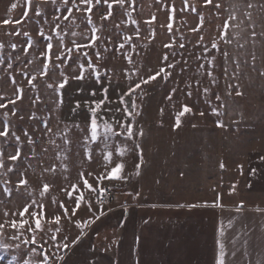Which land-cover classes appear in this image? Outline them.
<instances>
[{
  "label": "rangeland",
  "instance_id": "obj_1",
  "mask_svg": "<svg viewBox=\"0 0 264 264\" xmlns=\"http://www.w3.org/2000/svg\"><path fill=\"white\" fill-rule=\"evenodd\" d=\"M222 6L223 0H0V131L8 130L7 137L0 136V264L13 258L16 264H58L65 245L98 223L100 189L115 190L103 205L110 207L128 188L136 171L137 125L122 113L119 121L98 126L93 140L91 125L82 122L92 108L113 109L107 102L104 107L89 102L94 95L87 87L96 83L97 73L98 89L108 84L113 90L135 89L134 120L141 111L151 113L145 116L151 121L205 120L179 113L185 106L189 113H207L205 94L225 57ZM5 19L12 23L4 24ZM161 68L170 73L167 79L161 73L135 88ZM108 116L104 112L102 120L109 122ZM95 119L101 122L98 114ZM17 151L19 158L12 160ZM121 163V179H99ZM84 179L95 191L84 186ZM80 195L84 201L77 205Z\"/></svg>",
  "mask_w": 264,
  "mask_h": 264
},
{
  "label": "crops",
  "instance_id": "obj_2",
  "mask_svg": "<svg viewBox=\"0 0 264 264\" xmlns=\"http://www.w3.org/2000/svg\"><path fill=\"white\" fill-rule=\"evenodd\" d=\"M222 7L226 55L205 94L210 104L203 115H186L205 120L176 127L145 120L151 113L142 111L134 120L133 92L98 89V81L87 87L91 106L113 109L92 108L82 122L91 125L94 112L98 126L108 125L125 113L137 125L140 175L121 199L100 205L105 215L63 248L58 264H219L221 244L225 264H264V0H223ZM205 203L215 206L188 207Z\"/></svg>",
  "mask_w": 264,
  "mask_h": 264
},
{
  "label": "snow or ice",
  "instance_id": "obj_3",
  "mask_svg": "<svg viewBox=\"0 0 264 264\" xmlns=\"http://www.w3.org/2000/svg\"><path fill=\"white\" fill-rule=\"evenodd\" d=\"M30 2H31V0H29V3H30ZM65 2H67V0H65ZM85 2L90 3L91 0H85ZM122 2H123V0H121V3H122ZM210 2H211V0H209V3H210ZM97 3H99V0H97ZM216 6L219 7V5H216ZM16 7H17V5H16L15 3H13V4L11 5V9H15ZM109 7H111V5H109ZM88 10L91 11V8H89ZM37 14H39V12H38ZM25 15H26V14H25ZM66 18H67V17H66ZM89 22H91V21L89 20ZM3 23H4V24H8V23H12V21H11V20H8V19H5V20L3 21ZM16 23H19V21H16ZM17 34H19V33H17ZM40 34H41L42 36L44 35L43 32H41ZM254 35H255V32H253V36H254ZM45 39L50 40L51 38H50V37H45ZM166 46H167V47H170V45H166ZM0 47H2V45H0ZM29 47H31V44H29ZM47 47H48V49L50 50V49L52 48L51 43H49V44L47 45ZM79 47H80V46L77 45V49H78ZM121 47H123V45H121ZM181 47H183V45H181ZM13 48H15V45H13ZM69 51H71V50H69ZM97 55H98V53H97ZM225 55H226V54H225ZM57 58H59V56H58ZM254 58H255V57H254ZM69 59H70V57H69ZM164 60H167V56L164 57ZM9 66H11V65H9ZM47 67H48V65L46 64V65H45V68H44L45 73H46V71H47ZM169 67H175V65H169ZM81 68H83L82 65H81ZM161 73H163V77H164V79H167L168 76L170 75V73H168L165 69L161 68L160 71H158V72L155 73L154 75H151V76H149L147 79H142L141 81L137 82V84L135 85V88H140V87H141V83H143V84H149V83H151L152 81H155V80L157 79V77H159V76L161 75ZM33 79H34V77H33ZM76 79H83V75L76 77ZM96 79H97V81L99 82V80H100V76H99L98 73L96 74ZM13 83H14V80H13ZM65 83H66V80H65ZM59 86H60V88H63V87H64V83H61ZM49 87H51V85H49ZM229 87H232V86L229 85ZM134 90H135V89H130L129 94H131V91H134ZM205 91H207V90H205ZM105 92H106V90H105ZM92 94L95 95V93H92ZM230 94H231V93H229V95H230ZM189 95H191V93H189ZM236 95H238V96H242L243 93L240 92L239 89L237 88ZM168 99H171V96H169ZM217 99H219V96L217 97ZM12 103H15V101H12ZM121 103H123V99H121ZM77 107H78V105H77ZM97 107H99V105H97ZM133 107H136V105L133 104ZM162 111H163V110H161V112H162ZM213 111H214V114H218V113L216 112V110H213ZM189 112H191V109L188 108L187 106H185L184 109H183V111H182L181 113H179V116H183L185 113H189ZM201 115H203V113H201ZM179 126H180V122H179V117H178V118H177L176 127H179ZM217 126H218V127H224V125H223L221 122H219V121L217 122ZM45 127H47V123H46V122H45ZM106 130H107V131H110L111 129L108 128V127L106 126ZM127 133H128V138L130 139V138L132 137V131H131V128H128V129H127ZM25 134L27 135V132H25ZM139 134H140L141 136H143V130H142V129L140 130V133H139ZM0 136H5V137H7V136H8V130L5 129L4 131H0ZM97 136H98V125H97V121H96V119H95V113L93 112V114H92V119H91V137H92L93 140H96V139H97ZM15 138H16V140L19 142V139H20V138H19L18 136H16ZM31 142H32L31 139H29V143H31ZM137 147H139V146H137ZM124 152H125V150H124V149H121V150H120V155L123 156V155H124ZM2 155H3V152L0 151V157H2ZM10 158H11L12 160H17V159L19 158V151H17L16 155L11 156ZM106 159L108 160L109 163L111 162V153L108 154V156L106 157ZM140 162H141V163L143 162V156H142V154L140 155ZM0 167H3L2 162H0ZM223 167H224L223 164H221V168H223ZM136 168L139 169V168H140V164H137V165H136ZM123 169H124V164H122V163H121V164H118L115 168H113V169L111 170L110 173H108L107 175L100 176L99 179H100V180H104V179H109V180H119V179H121V173H122ZM254 172H255V170H253V174H254ZM135 175L139 176V175H140V172L137 170V171L135 172ZM21 183L26 184L27 181H22ZM83 184H84V186H85L88 190H90V191H95V189L93 188V185L90 184V183L88 182L87 179H84V180H83ZM6 191H7V189H6ZM43 191H44V192H47V191H48V185H44V189H43ZM104 191H105V190H104L103 188L100 189V192H101V193H103ZM69 195L71 196V194H69ZM83 201H84V197H83V195H80V196H78V197L76 198V203H77V205L83 203ZM201 206L207 207V206H215V205H214V204H213V205H208L207 203H205V204H203V205H201V204H192V205H188V207H190V208L201 207ZM62 207H63V206H62ZM181 207H183V205H181ZM241 207H242V206H241ZM88 208H89V210L91 211V205H90V204L88 205ZM238 210H239V209H238ZM23 211H24L25 213H27L28 208L25 207ZM67 211H68L67 209H64L65 214H67ZM75 211H76V209H73V215H75ZM33 215H35V214H33ZM94 215H95V214H94ZM100 215H105V213L101 212ZM99 218H100V216H96V219H99ZM60 219H61V217H60V216H57V217H56V222L58 223ZM94 222H95L94 220H90V221H88L87 223L90 224V223H94ZM25 223H26V222H25ZM35 224H36V227H37V228L40 227V219H39L38 217H37V219L35 220ZM85 226H86V225H85ZM12 227H13V228H16V227H17V224L13 222V223H12ZM221 234L223 235V233H221ZM77 242H78V241H77ZM25 243H27V241H25ZM32 243H35V240H33ZM136 243H137V245H138V243H139V237H137V239H136ZM65 247H67V245H65ZM3 248H4V246L0 245V249H3ZM224 256H225L224 246H223V244H221V245H220V260H219V264H225V262H224ZM11 264H16V262H15V258H13V260L11 261ZM137 264H138V261H137Z\"/></svg>",
  "mask_w": 264,
  "mask_h": 264
},
{
  "label": "built area",
  "instance_id": "obj_4",
  "mask_svg": "<svg viewBox=\"0 0 264 264\" xmlns=\"http://www.w3.org/2000/svg\"><path fill=\"white\" fill-rule=\"evenodd\" d=\"M104 192L99 196V203L102 205L108 204L114 196L115 190L111 187L104 188Z\"/></svg>",
  "mask_w": 264,
  "mask_h": 264
}]
</instances>
